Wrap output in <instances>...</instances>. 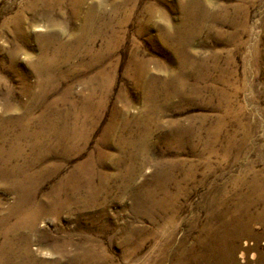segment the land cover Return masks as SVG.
I'll return each instance as SVG.
<instances>
[{
  "label": "rangeland",
  "instance_id": "rangeland-1",
  "mask_svg": "<svg viewBox=\"0 0 264 264\" xmlns=\"http://www.w3.org/2000/svg\"><path fill=\"white\" fill-rule=\"evenodd\" d=\"M65 1L62 9L56 0H0V151L11 166L36 162L33 171L44 174L25 207L43 210L28 246L38 264H81L86 253L91 264H264V198L251 190L254 184L264 187V0H116L117 22L131 11L116 26L121 44L92 66L87 42L74 41L93 0L77 16L73 0ZM199 3L208 9L206 17ZM240 5L246 11L243 30L240 16H233ZM147 6L154 7L153 29L145 26ZM178 25L184 43L191 41L189 67L166 56L177 48L167 33ZM104 39L95 41L96 50L104 48ZM155 41L169 53L155 50ZM132 56L149 61L147 77H137ZM99 70L103 77L92 79ZM170 74L183 78L184 93L172 94ZM203 74L214 94L189 99ZM90 104L88 117L83 112ZM83 115L84 123L75 125ZM25 118L27 127L20 123ZM111 121L113 143L100 147V166L98 149ZM84 125L89 138L78 146L86 147L74 154L73 128ZM180 135L182 144L174 140ZM122 142L124 149L116 145ZM89 156L97 171L115 178L99 193L98 205L46 212L49 192ZM130 165L141 172L124 190ZM172 175L180 181L178 207L167 217L151 216L148 197L160 196L159 181L177 191ZM0 186V201L9 209L16 195ZM209 223L230 232L233 260L223 249L214 258L203 256L196 242ZM24 264L32 263L26 258Z\"/></svg>",
  "mask_w": 264,
  "mask_h": 264
},
{
  "label": "bare ground",
  "instance_id": "bare-ground-1",
  "mask_svg": "<svg viewBox=\"0 0 264 264\" xmlns=\"http://www.w3.org/2000/svg\"><path fill=\"white\" fill-rule=\"evenodd\" d=\"M85 1L86 0L72 1L71 4H72L74 16L78 15V13L80 12V6L83 5ZM56 2H57L56 4L62 7V9L67 6V2L65 0H61V1L56 0ZM121 2H122L121 4H123L131 1L125 0ZM52 4L55 3L52 2ZM201 5L204 7L201 10L202 16L206 17L207 16L206 11H208L207 7H205V5H203L202 3L201 4L199 3L196 6L199 7ZM183 6L184 5L182 3L179 4V7L182 10H184L185 8V6L184 7ZM152 10H154V7H148L145 9L146 16L148 17V21L146 22L145 25L147 29L150 28L153 29L154 28L153 26H155V21H154L155 12ZM234 11L235 13L233 16L239 15L241 19L238 24L236 21V24L241 30H243L245 28L244 24L246 20L245 19L246 11L244 10V7L241 5L237 6L236 9H234ZM130 12L129 14L131 15ZM119 13H120V3L116 0H93V3L88 8L87 15L85 18V23L75 32L77 36H80V38L74 41L76 45H80L83 42H87L88 50L90 51L88 52V54L90 55L88 66L95 65V63L99 62V59L102 57V53H109L108 51L114 50L117 44H121L122 37L120 36L119 32L116 30V26L126 23L127 20L126 17H129L130 15L128 14L125 15L126 16L125 21L117 22L116 18ZM202 19L200 20V22L197 23L198 28L201 31H203L205 27L203 25V22H201ZM56 27H57L56 23L50 24V28L56 29ZM175 27H176L174 29L176 30L175 32L167 33L169 35V36L167 35V39L172 40L173 43L174 42L176 43L177 51L176 50L170 51L168 49L171 54H168L166 56L167 58H169V60L171 59L170 62H174L173 64H178L179 67L181 68H183L184 65L186 66V64H187L186 67H189L188 62L191 63L193 61L191 60L192 58L190 57V54L188 52L191 41L190 39H188L186 43H184V38L181 28L179 27V25ZM95 32H97V35H93ZM217 32L219 33V35H221V31L217 30ZM107 34L109 36H107ZM163 36L165 37V35ZM104 37H105L104 48L102 47V49L96 50L94 47L95 41L97 39H101ZM152 45L155 48V50L157 49V51H161V52L165 51L166 54L169 53L168 50L166 51L164 47L159 46L158 43H156V41ZM66 59L67 60L69 59L67 55L65 56V60ZM131 60L132 62H135L133 65L137 67L136 69L138 73L137 77L138 78H142L143 76L147 77L148 74L147 63L149 61L144 58H139L137 56H132L131 59L129 60V63L131 62ZM206 62L207 61L204 60L202 57L198 59L199 66L202 72L204 73H205V69L207 68V67L205 68V66L207 65ZM206 75L207 78L205 74H203L200 78H198L196 90L195 92L190 93V95L188 96L189 99L194 100L195 93H198V95L199 94L204 95L206 93L214 94V85L209 84L208 82L209 75L208 74ZM100 77L101 78L103 77V72L101 70H99L97 72V76L93 77L92 79H96ZM167 83H169L168 84L169 86L173 87L172 94L184 93L186 86L183 78H174L173 74H170ZM104 87L106 88V85ZM234 91L238 93L237 88H235ZM94 96H95V89H92L91 94L89 95L90 100H92ZM99 107H101V105H98V108ZM92 108L93 107H91L90 104L89 108L86 107L87 111L83 113H85L89 117L88 113L92 111ZM82 119L83 120L85 119L84 115L80 116L79 118H76L74 121V123H76L75 125L79 126L78 125L79 123H84ZM20 123L21 124L24 123L22 125H25V127L29 125V121L26 122V118L24 122L21 121ZM157 124L158 122L156 123V125ZM115 126L116 123L114 121H111L110 125H108L106 129L104 138L102 139V142L99 145V149H98L99 155L97 157L98 158L97 162L100 166H102L103 160L105 158V155H103V153L101 152L100 147L101 146L103 147L104 145L110 146L111 145L110 143H113L112 142L113 139L111 138L110 135L116 129ZM177 126H178L177 124H174L172 128L173 127L176 128ZM84 127L85 125L82 126L81 129L73 128L74 137L72 138H74L73 139L74 143L72 150L74 151V154H80L86 147V146H81L79 148L78 146L80 142L84 143L89 138L88 135L90 132L88 133L84 129ZM90 129H92V126ZM186 131H188V129ZM181 136L182 135L174 139L176 143L178 144L181 143L182 140ZM118 144L116 145L119 146L120 148L122 149L125 148L124 146L125 143L122 142ZM132 148H134L133 145ZM145 148H146L145 144H142L140 147H138V152L136 156L141 157L140 162L144 161L142 156L144 155ZM211 153H214V151H211ZM93 159H94L93 156H89L85 162L77 166V168L75 169L72 175L62 180L58 186H56L54 189H52L49 192L48 201L50 203V206L45 207L46 210H49L46 212H48L49 214L60 213L63 209L71 208L73 204L77 205L80 208H91V206L95 207L98 205L96 201L99 198V193L105 189V186L108 184L109 181H112L115 178L112 177L111 175H107L100 171H97L98 165L94 162ZM28 163H23L24 165L16 164V166H11L10 162L4 160L3 154L0 151V185L4 187L2 189H7L15 193L17 200L14 206H12L9 209H5L2 206L3 203H1L0 201V264H24V260L26 258H28L32 264H38L36 257L35 256L33 257L31 252L28 250V246L31 244V236L37 230L38 218L42 215L43 210L42 207L36 208L35 210H27L25 207L28 206L29 203L32 201L33 197L36 196L39 184L41 181H43L44 174L38 172L36 173L35 171H33V167L37 164L36 162H32V163L28 162ZM136 172H141V169L140 168L135 169L134 167H132V165H130V167H128L127 170L124 171V178L127 179L124 190L127 189L128 185L131 183V180ZM165 179L167 181V178ZM169 179L172 181L174 185H176L177 191L175 192L169 191L166 185H164V182L159 181L157 179V182L159 181L158 183L160 184L157 186L160 188L159 190H161V194L160 196H156L155 194L153 195L150 194L148 197V201L151 205V216L154 215L156 217L158 216L167 217L170 211L176 210V208L178 207V204L176 202L181 192L179 188L180 181L174 182L173 175L169 176ZM183 179L188 180L186 175L183 177ZM251 188L253 192L258 193L262 198H264V187L254 184ZM229 236H230V232L228 230H225L224 228L218 230L214 228V223H209L208 225L202 228L196 243L201 247V250L203 251L202 252L203 256L205 257L214 258V251L217 249H223V251L226 252L228 258L233 260L232 256L234 255V249L231 246L232 244L229 243ZM141 245L142 243H138L137 247L139 248ZM56 250H58L60 254L64 252L60 247L59 249L56 248ZM78 260L81 261V264H91V262L94 259L92 258L91 253H86L85 255H81V257Z\"/></svg>",
  "mask_w": 264,
  "mask_h": 264
}]
</instances>
